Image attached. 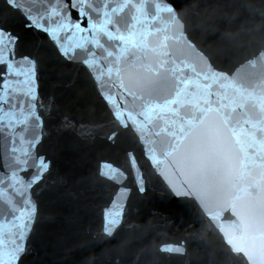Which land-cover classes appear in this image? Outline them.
I'll return each mask as SVG.
<instances>
[{
	"label": "snow or ice",
	"instance_id": "snow-or-ice-1",
	"mask_svg": "<svg viewBox=\"0 0 264 264\" xmlns=\"http://www.w3.org/2000/svg\"><path fill=\"white\" fill-rule=\"evenodd\" d=\"M7 2L47 33L61 56L84 65L101 92L106 86L118 90L123 105L116 104L117 119L128 109L153 161L163 162L157 153L177 158L205 214L213 221L229 211L236 217L219 225L232 251L243 253L248 264H264V50L242 65L258 69L246 77L239 69L215 70L184 39L179 15L164 0ZM18 43L19 37L0 29V264H19L26 252L36 210L29 191L48 167L34 152L45 107L37 94L38 62L17 57ZM181 43L185 59L175 54ZM115 223L105 232L111 234Z\"/></svg>",
	"mask_w": 264,
	"mask_h": 264
},
{
	"label": "water",
	"instance_id": "water-1",
	"mask_svg": "<svg viewBox=\"0 0 264 264\" xmlns=\"http://www.w3.org/2000/svg\"><path fill=\"white\" fill-rule=\"evenodd\" d=\"M164 2L179 15L184 39L215 70L239 69L245 77L258 71L242 65L264 50V0ZM168 16L161 13L163 20ZM0 29L19 37L17 57L38 62L37 94L45 105L34 152L48 167L29 191L36 210L19 264H248L220 231L236 217L229 211L211 220L177 158L157 153L163 162L153 161L128 109L117 119L116 104L123 101L116 88L101 92L84 65L61 56L47 33L7 0H0ZM179 49L176 56L187 58L183 43ZM168 247L182 251H162Z\"/></svg>",
	"mask_w": 264,
	"mask_h": 264
}]
</instances>
